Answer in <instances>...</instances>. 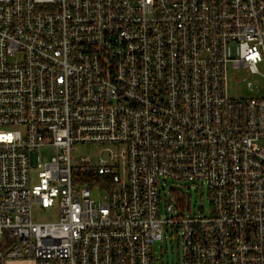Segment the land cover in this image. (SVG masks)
Instances as JSON below:
<instances>
[{
  "label": "built area",
  "instance_id": "2783aa9c",
  "mask_svg": "<svg viewBox=\"0 0 264 264\" xmlns=\"http://www.w3.org/2000/svg\"><path fill=\"white\" fill-rule=\"evenodd\" d=\"M262 62L264 0H0L2 257L152 264L169 227L183 264H264V95L228 92ZM168 181L207 185L210 214H161Z\"/></svg>",
  "mask_w": 264,
  "mask_h": 264
},
{
  "label": "rangeland",
  "instance_id": "374dc122",
  "mask_svg": "<svg viewBox=\"0 0 264 264\" xmlns=\"http://www.w3.org/2000/svg\"><path fill=\"white\" fill-rule=\"evenodd\" d=\"M259 74L250 75L247 71H237L229 66L228 70V92L231 98L234 99H252L260 98L264 95V62L258 65ZM247 78L246 82L243 79ZM248 82L258 85V89L251 90L248 88ZM102 149L100 145H77L75 153L76 157L94 156ZM43 162H49L56 154L55 149L43 148L39 151ZM37 153L34 155L36 161ZM94 161H97L93 157ZM38 172L31 171V181L36 183ZM210 189L207 185L199 183L187 182H172L163 183L160 187V210L161 214L168 216L167 206L169 204L178 205V199H186L187 205L190 203V210H186L185 215L196 214L208 215L212 209ZM180 194V195H177ZM105 194H102V197ZM93 197L98 198V193H94ZM99 199V198H98ZM100 200V199H99ZM58 210H44L40 206H34L33 219L36 222H49L58 220ZM152 264H183V247L182 236L177 230H171L166 227L165 238L163 242H157L153 246ZM23 261V260H22Z\"/></svg>",
  "mask_w": 264,
  "mask_h": 264
},
{
  "label": "crops",
  "instance_id": "0c3cea01",
  "mask_svg": "<svg viewBox=\"0 0 264 264\" xmlns=\"http://www.w3.org/2000/svg\"><path fill=\"white\" fill-rule=\"evenodd\" d=\"M0 264H35V262L31 260H23V261L6 260L0 254Z\"/></svg>",
  "mask_w": 264,
  "mask_h": 264
},
{
  "label": "trees",
  "instance_id": "16d2710c",
  "mask_svg": "<svg viewBox=\"0 0 264 264\" xmlns=\"http://www.w3.org/2000/svg\"><path fill=\"white\" fill-rule=\"evenodd\" d=\"M177 195H180V194H177ZM179 200V199H178ZM182 201H184V199L182 200ZM181 200H180V202H182ZM3 249V247H0V251Z\"/></svg>",
  "mask_w": 264,
  "mask_h": 264
}]
</instances>
